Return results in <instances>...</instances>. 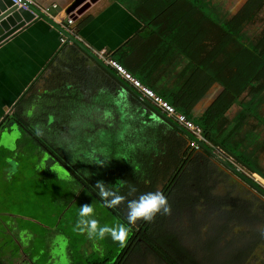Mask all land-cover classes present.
Masks as SVG:
<instances>
[{"label":"trees","instance_id":"16d2710c","mask_svg":"<svg viewBox=\"0 0 264 264\" xmlns=\"http://www.w3.org/2000/svg\"><path fill=\"white\" fill-rule=\"evenodd\" d=\"M209 1L147 0L142 6L152 5L157 8L156 10L163 11V14L176 11L179 15L171 22H178L185 26L189 19L188 24L192 22V26L189 24V30L195 42L212 36V39L221 40L228 49H231V51H225V64L214 73V76L217 77L218 72L226 70L228 76L234 77V82L227 84V93L221 94L219 99L206 110L208 121L215 118L217 124L209 131H207L209 127H201L211 143L222 147L253 173L257 172L264 177V169L259 165V157L264 154V140L261 139V135L247 131L242 133V139L237 140L236 137L243 127L240 125L241 121L245 117L238 116L239 118L235 121L237 124L230 125V130H226L228 122L225 117V113L233 104L239 102L242 94L247 93V96L252 98L247 104L240 101L243 106L242 114L252 113L254 118H260L258 111L264 102V28L259 38L255 40L245 35L244 28L262 12L264 0H235L238 4L229 3L226 6L227 13L231 14L226 19L219 14L217 5L211 7ZM137 13L140 14V18L146 20L142 12ZM201 99L202 95L194 102L198 103ZM121 101L123 98L118 97L117 103L120 104ZM133 102L136 105L132 111L118 108L112 111L111 106L102 111L100 109L55 111L56 120L50 127H45L46 111H15L7 125L5 122L0 125V131L9 129L13 122L18 123L24 134L19 145H25L32 155H49L56 163L64 167L71 176L67 186V193L71 194L69 198L75 197L76 191L86 190L91 200L103 205L99 199L98 190L94 189L98 180L104 181L107 185H114L117 180L129 181L138 188L136 193L138 196L141 193L158 190V183L162 176L166 177L171 173L166 186L161 190L168 197L171 207L181 197L185 198L189 206H193L195 197L186 198L183 193L191 194L192 192V196L193 194L202 195V192L193 189L195 187L201 190L202 175H208L209 170L194 167L195 164L190 162L192 158L190 148L186 149L187 138L173 125L157 118L154 112L141 101ZM169 102L180 112L189 111L177 105L176 102ZM32 113L33 117L30 119L29 115ZM31 122L42 123L44 128L36 131ZM70 138L85 139L93 146L84 147L82 152L81 148H75L67 143V141L71 142ZM61 139L65 141V144L59 148ZM11 154L17 155L12 152ZM79 157L82 160H79ZM17 159L22 161L19 155ZM102 164L104 166H101ZM39 165L41 163H34L32 168H29L23 163L20 169L24 168L22 172L30 170L39 172ZM180 176L182 177L178 179ZM145 181L149 182L145 183ZM127 191L125 187L121 190V194L126 195ZM132 198L135 197H128V199ZM106 210L117 220L127 223L126 205H121L118 209L106 208ZM156 223V220L151 224L138 223L139 231L136 228L133 229V235L127 247L121 249L117 257L116 255L110 257L108 252L103 259L90 264H122L124 260L126 261L123 264H126L130 255L134 251H139L138 247L142 243L166 264H178L168 252L171 249H166V245L173 242L168 239V243L166 238H159L160 227L156 226ZM115 259H117L116 263ZM190 259L193 261L191 257ZM0 264L5 263L0 260Z\"/></svg>","mask_w":264,"mask_h":264},{"label":"crops","instance_id":"0c3cea01","mask_svg":"<svg viewBox=\"0 0 264 264\" xmlns=\"http://www.w3.org/2000/svg\"><path fill=\"white\" fill-rule=\"evenodd\" d=\"M72 1L36 0L41 6L58 4L60 17ZM146 2L96 0L91 3L75 20L84 41L82 45L89 52L91 48L107 49L159 95L189 110L182 113L200 126L209 127L207 131L213 129L217 119L208 121L206 110L221 94L227 93V84L234 82L226 70L218 72L217 77L214 73L225 64V51L231 49L212 36L195 42L189 19L185 26L171 22L177 19L178 12L163 14L152 5L142 6ZM137 12H142L146 20ZM86 49L74 43H61L60 33L49 19L37 20L18 30L0 47V100L5 97L11 100V104L5 105L4 100L0 101L2 108L102 111L111 106L112 111L115 108L132 111L136 105L133 101L141 99L130 93L127 84L114 78ZM200 95L202 99L195 103ZM118 97L123 98L120 104ZM251 98L247 93L242 94L239 102L225 113L226 130L237 124L238 116L245 117L237 140L242 139V133L249 127L245 132H254V115L242 114V100L249 99L244 103L247 104ZM238 107L242 110L234 111ZM34 256L4 258L3 262L29 264Z\"/></svg>","mask_w":264,"mask_h":264},{"label":"rangeland","instance_id":"374dc122","mask_svg":"<svg viewBox=\"0 0 264 264\" xmlns=\"http://www.w3.org/2000/svg\"><path fill=\"white\" fill-rule=\"evenodd\" d=\"M209 2L211 7L217 5L219 14L223 19L231 16L227 13L226 6L229 3L238 4L235 0H210ZM263 28L264 9L252 23L244 28V33L247 37L255 40L259 38ZM7 98L2 99L4 105L11 104V100H7ZM248 100L244 99L242 101L246 103ZM10 109L11 107L8 106L2 108L0 103V121L8 114L7 111H10ZM240 110H242V107L240 109L238 107L234 111ZM46 113L45 127H50L56 120L55 111H46ZM258 114L261 119L254 118V120H251L254 121V132L261 135V139L264 140V102L260 106ZM29 117L31 119L33 113ZM39 122V125L31 122L36 131L39 128H44V124ZM249 129L251 128L245 129L244 132ZM23 138L24 134L21 127L16 122H13L10 128H7L0 137V260L3 261L4 258L12 259V257L23 259L34 254L33 262H29V264H90V262L103 259L108 255V252L110 257L112 255L117 257L121 253V248L118 244L113 243L110 238L99 242L90 241L86 235L74 231L79 207L84 204H94L95 218L100 221L101 225L108 224L111 226L117 219L102 204L91 200V196L86 190L76 191V196L69 198L71 194L67 193V186L71 176L67 170L56 163L49 155L44 154L42 156L40 154L42 157L39 154L32 155L25 145H19ZM70 139L72 143L68 141L67 143L75 148H81L82 152L85 149L84 147L93 146L90 141L87 143L85 139ZM60 141L59 148L65 144L64 140L61 139ZM188 147L189 145L186 146V149ZM220 150L244 174L253 177L264 186L263 178L253 173L222 147H220ZM11 152L17 155H13ZM18 155L22 157L21 162L17 159ZM84 156L87 155L84 154ZM79 160H82L81 157H79ZM23 163L29 168H32L34 163H41L38 166L39 172H34V170L22 172L24 168L21 170L20 166ZM205 163H208L207 167L209 168L206 169L210 171L215 169L213 164ZM259 165L264 169V154L259 157ZM199 169L205 168L201 165ZM258 176L261 180L257 179ZM199 178L201 179V176ZM166 184L167 181H160L158 190L161 191ZM222 187L223 185L217 187L215 192L216 195H221L220 198H242L250 204L254 202L255 208H252L249 219L253 220V224L258 223L256 226L254 225V228L260 225L257 232H262L261 230L264 229L262 226V224L264 225L263 220L260 218L259 221L255 220L256 218L254 219V213L252 212L257 210L258 201L248 195L240 185L232 187L230 185L229 188ZM194 189L196 188L194 187ZM183 195L186 198L195 196V194L192 196V192L191 194L185 192ZM221 199L214 201V203H220ZM176 201L178 202H175L174 206L172 205L171 216H157L156 226L160 227L159 238L170 239L173 242L167 244L166 249H171L168 252L178 264H259L260 260L254 261L255 256L264 260V240L257 243L251 238L250 242L244 237L230 239L228 243H225L223 239H220L214 233L215 227L213 224L211 229L209 228L210 225L206 223V218L203 219L201 212L195 209L196 206L189 207L184 197ZM228 204H232L237 208L236 216L247 217V207L243 211L245 205L241 201L230 200ZM219 207L209 209V218L218 221L215 211ZM226 207L229 206L226 205ZM228 209L230 210V208ZM207 214H205L206 217ZM262 215L264 214L260 212L259 216ZM139 224L135 227L138 231ZM244 224L245 222H238L231 227L230 232L233 233V236H240L239 233L245 227ZM225 232L223 231V233ZM94 245H98L99 248L103 249V253L96 251ZM138 248L139 251H134L126 264H166L160 257L152 253L145 244L142 243ZM184 249L189 255H185ZM116 261L117 259H115V263Z\"/></svg>","mask_w":264,"mask_h":264},{"label":"clouds","instance_id":"9594fccd","mask_svg":"<svg viewBox=\"0 0 264 264\" xmlns=\"http://www.w3.org/2000/svg\"><path fill=\"white\" fill-rule=\"evenodd\" d=\"M39 134V133H38ZM101 166H104L102 164ZM136 170L134 169V174ZM149 181H145L148 183ZM127 187V194H121V190ZM98 190L99 199L103 206L109 209H118L121 205H126L127 223L117 220L111 226L101 225L95 218V207L92 203L79 207L78 219L74 226V231L86 235L90 241H103L110 238L121 249L127 247L128 240L133 235V229L139 222L154 223L157 216H171L172 207L168 197L160 190L141 193L136 196L138 188L125 180H117L114 185H107L104 181L98 180L94 186ZM128 197H135L128 199ZM264 234V229L261 230ZM95 250L103 253V249L94 245Z\"/></svg>","mask_w":264,"mask_h":264},{"label":"flooded vegetation","instance_id":"af4514ba","mask_svg":"<svg viewBox=\"0 0 264 264\" xmlns=\"http://www.w3.org/2000/svg\"><path fill=\"white\" fill-rule=\"evenodd\" d=\"M15 111H12V114H10V115L5 116V120H4L5 125L8 124L7 122H9L8 121L9 119L13 118V114L15 113ZM3 133H4V129H2L0 131V137L2 136ZM189 152H190V154H192V158H191L190 162L192 164H195L194 167H200L202 165L204 168H208L207 167L208 163L206 164L205 162H209L211 165L213 164L215 167L214 170L208 171V176L202 175L204 181L202 183L201 190H198V191L202 192L203 194L202 195L201 194L195 195L194 196L195 197L194 205L189 206V207L193 208L194 206H196L195 209L197 211L201 212L203 219L206 218L205 221L207 224L210 225L209 228L211 229V226L213 224V226L215 227L214 233H216V235L220 239H223V241L225 243H228V241L230 239H241L244 237L246 240H248L250 242H251V238L254 239L253 241H255L257 243L262 242L264 240V238H263L264 234H262V232H257V229L260 227V225H258V227H256V228H254V225L256 226V224H258V223L253 224V220L249 219L250 215H251L252 208H255L254 202L250 204L242 198L229 199L228 197H224V198L221 197L222 198L221 199L220 198L221 195H216L215 192L217 191V187L222 186V185L225 188H229L230 185H231V187L240 185V187H242L243 190H245L248 193V195H250L253 199L255 198L258 201L257 210H253L252 212L254 213V219L256 218L255 220H257V221L262 219L263 223H264V215L259 216V213L261 212L264 214V198L258 192H255V190L253 188H251L246 183H244L239 177H237L236 175H233L232 173H230V171L224 169V167H221L210 156L209 157L206 156L207 155L206 153H204L202 151L195 152V151H192V149H190ZM170 175H171V173L167 174L166 177L162 176L160 181L166 182L169 179L168 177ZM206 176H207V179H206ZM181 177L182 176H180L178 179H180ZM222 188H219V189L223 190ZM194 190L196 191L197 189H194ZM218 199H221L222 203H221V201H220V203H218V202L214 203V201H216ZM230 200L231 201H233V200L234 201H241L245 205V209L243 211H245L246 207H247V217L236 216L235 212L237 211V208L234 207L232 204L231 205L228 204ZM220 204H221V206H220ZM226 205H228L229 207H226ZM216 206L217 207L220 206L219 209H217L215 211L217 213L216 219L218 221H216L212 218H209V213H210L209 209H212ZM228 208H230V210ZM254 211H256V212H254ZM206 213H208L207 217L205 215ZM238 222H240V223L245 222V224H244L245 227H243L242 230L240 231V233H239L240 236L236 237V236H233V233L230 232V230H231V227L235 226ZM262 226L264 227L263 224H262ZM228 227H229V229H228ZM223 231H226V232L223 233ZM234 237H236V238H234ZM225 246L226 245L224 244V247ZM258 260H260L259 264H264V260L259 259L257 256H255L254 261H258Z\"/></svg>","mask_w":264,"mask_h":264},{"label":"built area","instance_id":"2783aa9c","mask_svg":"<svg viewBox=\"0 0 264 264\" xmlns=\"http://www.w3.org/2000/svg\"><path fill=\"white\" fill-rule=\"evenodd\" d=\"M12 2L14 5L34 13L36 18H38L39 15H43L53 22L60 33L61 43H73L70 40V37H73L81 44L84 42L78 34L75 19L66 14L60 17V7L58 4H53L51 6H41L36 2V0H12ZM58 10L59 12H57ZM90 52L93 53V55L97 57L106 67L112 70L115 75L120 77L124 83L134 89L140 96L150 101L157 109H159L175 123L186 130L192 137V141H190L189 144V148L192 149V151H201L198 142H202L209 149L218 153L227 161L231 162L230 158H227L226 155L221 153L222 151L220 150L219 146H215L213 143H211V141L206 137L204 129L200 125H198L185 113L180 112L168 100L159 95L154 89L144 83L138 76L134 75L122 62H120V60L115 58L110 51L107 49L96 50L91 48Z\"/></svg>","mask_w":264,"mask_h":264},{"label":"water","instance_id":"95a60500","mask_svg":"<svg viewBox=\"0 0 264 264\" xmlns=\"http://www.w3.org/2000/svg\"><path fill=\"white\" fill-rule=\"evenodd\" d=\"M94 1L96 0H73L72 3L69 5V7L66 8L65 14L70 17H73L76 20V18L79 15H81L83 11ZM40 19L46 20L47 18L43 15H39V17L36 18L34 13L30 11H26L18 7L17 5H14L12 0H0V47L7 41L11 40V38L18 33V30L26 28V26H28L29 24ZM70 40L74 43V45H78L82 49H86L73 37H70ZM86 51L91 57H93L97 61V63H99L102 67H104L106 71H108L112 76H114V78H116L119 81H122L120 77L115 75V73L112 70H109L108 67H106L102 62H100L94 55H92L91 52H89L87 49ZM126 86L129 89L130 93L140 98L141 101L154 112L157 118L163 119L164 121L173 125L182 135H184V137L187 138L188 143L190 144V141H192V137L186 130H184L171 118H169L159 109H157L150 101L140 96L134 89H132L128 85ZM7 112H8L7 115L12 114V111H7ZM4 120L5 117L0 121V125L4 122ZM198 145L200 146L202 152L210 156L221 167H224V169L230 171V173L239 177L244 183H246L248 186L253 188L255 192H258L264 198V186L258 183L253 177L244 174L232 162L227 161L218 153L209 149L202 142H198ZM255 174L259 175L261 178L264 179V177L259 173L255 172Z\"/></svg>","mask_w":264,"mask_h":264},{"label":"bare ground","instance_id":"6f19581e","mask_svg":"<svg viewBox=\"0 0 264 264\" xmlns=\"http://www.w3.org/2000/svg\"><path fill=\"white\" fill-rule=\"evenodd\" d=\"M257 179H258V180H261V178H260V177H258Z\"/></svg>","mask_w":264,"mask_h":264}]
</instances>
